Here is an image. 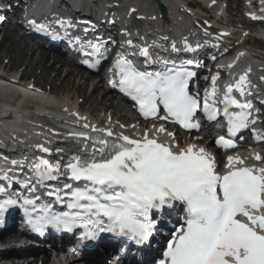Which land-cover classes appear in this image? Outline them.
I'll return each instance as SVG.
<instances>
[{"label": "snow or ice", "instance_id": "snow-or-ice-1", "mask_svg": "<svg viewBox=\"0 0 264 264\" xmlns=\"http://www.w3.org/2000/svg\"><path fill=\"white\" fill-rule=\"evenodd\" d=\"M30 23L37 31H47L44 24ZM57 23L62 28L72 27L67 21ZM89 46L99 53L102 44L89 42ZM172 47L175 49V44ZM140 54L150 58L147 48H142ZM115 67L119 81L111 83L137 102L146 119L171 120L186 129L200 127L193 121L201 101L188 90L189 77L195 73L181 67L153 74L139 70L123 56L117 59ZM216 80L213 76L211 92L204 98V111L210 120L216 118L218 111L214 102L209 104V99L216 96ZM246 81L247 73L234 86H226L223 103L230 137L256 123L250 119L251 104L241 103L231 95L233 87L243 94ZM230 106L240 111L229 112ZM161 110L165 113L162 116ZM153 127L157 134L166 132L163 125ZM253 134L257 140L264 139L255 129ZM73 135L91 139L93 151L87 159L71 157L63 174L84 184L64 186V195L70 196V212L57 214L49 205H37L39 197H22L26 222L34 232L43 234L49 226L66 232L82 228L85 240L94 241L104 233H112L141 245L155 233V213L180 204L185 212L183 223L173 229L157 264H264V167L245 166L243 158L229 155L227 170L220 173L215 158L204 148L197 149L194 144L173 146L149 131L143 132L140 139L121 135L113 141L91 138L86 133ZM106 135L111 137L113 133L107 131ZM167 135L174 138L171 132ZM216 144L224 149L236 146L233 139L224 136ZM38 147L45 153L50 151L42 145ZM255 159L261 160V156L257 154ZM33 168L39 185L61 175V168L45 159ZM3 179H9L7 174ZM29 191L34 192L35 188ZM61 191H50L48 195L63 202ZM0 194L8 197L0 200L3 226L4 213L18 201L8 194L4 184H0Z\"/></svg>", "mask_w": 264, "mask_h": 264}, {"label": "bare ground", "instance_id": "bare-ground-1", "mask_svg": "<svg viewBox=\"0 0 264 264\" xmlns=\"http://www.w3.org/2000/svg\"><path fill=\"white\" fill-rule=\"evenodd\" d=\"M4 1L6 2L7 6L6 13L10 16L13 15V18L18 12V6L24 2V0ZM126 1H131L132 3H134L133 1L135 0H120L119 2L124 3ZM198 1H200L204 5L205 13L207 15L206 17L211 19L214 16V13L213 9L210 7L213 6L218 0ZM114 2L117 1L115 0ZM140 2L144 4L147 3L148 0H143ZM157 2L160 4L162 3L165 8L170 11L169 14L171 22L167 25V28L169 32L171 31L169 33V36L171 38V46L173 44L177 45L181 39L194 37L195 33L189 30L188 23L186 21H182L174 17L172 18V16L180 14V8L189 7L190 2L186 0H151L152 6L144 5L142 9V14L145 18V21H150L151 23H153V25L156 26L159 23L157 21V13L153 9V6ZM226 2L228 9L225 11L224 16L223 14H221L223 25H234L233 28L236 29L237 32L230 35V37L233 42L236 41L237 48H242L243 46L248 47V43L252 37H249L244 33L242 34L240 33V31L243 30L242 28L249 26V24L245 20L250 18V16L247 18L245 17V19L242 20V15L238 9V5L235 3L236 6L233 7L230 4L229 0H226ZM141 8L142 6L140 5L139 10H141ZM253 9L256 11V13L259 14L260 9L258 7H253ZM252 16H254V14H251V18ZM234 18L238 20L235 21ZM105 20H107V18ZM250 20L253 19H249V21ZM162 22L163 24H167L163 18ZM19 26L20 24L8 25L3 37L6 41L7 36H9L10 34L13 35V37L14 35L18 36V54H14V57H16V59L19 58L21 61H25L27 67H29L30 64H34L35 68H38L44 73L52 71V73H54L55 75V79L56 77L58 78L60 74H64V78L58 84L61 87L65 88V92L62 93L60 91H56L58 89H55L54 84L56 83L54 82V80L49 83L47 89L39 85L36 78L33 80H29L27 85L25 86H30L31 84L35 86L36 90L32 93L31 91H27V89L26 91H20L12 85L8 84L7 80H0V82L3 83L0 84V105H3L4 103L11 104V106H13L14 112L19 113L20 115H28L29 118L33 119L32 121L38 124L42 123L43 125L50 121L66 122L68 120H71L87 124L93 128H104L106 130L111 131H116L117 129L121 131L120 127L124 125L126 129L125 132L137 139H140L143 132L149 131L150 134L158 135L159 140L165 143L170 142L173 146H176V144L180 143V141V144L183 145L181 146V148L186 147L189 143L202 146V148H204L206 151H210L214 155H218L217 158L220 159L218 151H215L212 144L210 143L208 136L205 137L203 141L191 139L187 141L183 136L180 140L175 136L174 138L169 137L167 135V131V133H155V129L153 126L155 125L156 127H159L160 125H163L162 123L155 122L146 126L141 124L135 125L133 122L134 113L131 111L130 107L125 106V111V108L122 109L119 103H113L111 96H116V91L115 89L110 88L108 86L109 79L104 78L102 75H96L98 77L96 78L98 79L97 81L96 79L92 78L94 76L90 74L87 77H84L80 73V69L77 66L76 59L70 58L59 53H53L51 56V54L46 53L47 50L42 51V48L38 47L37 44L29 43V40L32 39L31 36H25L24 34L21 35L16 32V27ZM254 26L255 27L253 28H264L258 25ZM3 38L1 39L3 40ZM238 39L240 40V42H238ZM253 40H255L253 41V45L248 48H243L241 52L251 56L252 59L258 61L262 65L256 66L253 62H250L248 59H243L242 67L245 68L248 72H250V75H252L253 77H258L260 76V74L264 76V54L256 53L253 51V48L261 49L260 47H264L261 45L259 47L256 46L257 42H259V44H263L264 40L262 38H253ZM2 66H0V70L3 69V72H6V66ZM0 75L2 76L3 74L0 73ZM11 78L15 79V77L13 76ZM87 88L91 90L90 95H94L95 97L96 93H98L100 96H102V98L97 101L96 106L102 108V111L104 112L112 110L110 111L112 115L104 114L106 116L102 115L98 119H95L92 118L91 112L90 116L84 113L81 108V104L77 102V99L78 97H81L83 89L86 90ZM88 100V98L85 99V101ZM120 112H124V115L120 116L119 120H115L114 116ZM27 121V118H25L23 121L22 119L18 118L11 120L10 123H7L3 126L2 133H23L25 135L26 142L29 144L33 143V141H37L36 143L49 145L52 142V139L50 138L51 129H44V127V130L34 129V127L32 128V126L26 124ZM122 121H126L129 123L123 124ZM4 122L6 121L4 118H2V113L0 112V123L3 125ZM166 128L167 127H165V129ZM36 131L45 133V135L43 136L41 134L38 136V133ZM206 132L209 131L206 130ZM27 154L30 155V152H28ZM233 154L237 156L241 155V153L239 152ZM17 155L20 154L18 153L16 154V156ZM242 156L247 157V152L243 153ZM4 246L7 247L6 251L2 250ZM48 254L49 253L46 250H33L30 249V247L24 245L23 243H20V236L14 231L8 233L0 232V264H63L65 261H68V264H77L66 257L65 259H63V257L53 258L49 257ZM136 256L139 257L142 261H146L145 258L149 257L142 252L136 254Z\"/></svg>", "mask_w": 264, "mask_h": 264}, {"label": "rangeland", "instance_id": "rangeland-1", "mask_svg": "<svg viewBox=\"0 0 264 264\" xmlns=\"http://www.w3.org/2000/svg\"><path fill=\"white\" fill-rule=\"evenodd\" d=\"M186 1L190 2V4L197 5V0H186ZM232 6H234V4H232ZM234 19H236V18H234ZM253 32H254V35L257 36V38H262L264 40V37L260 36V34H262V35L264 34V28H253ZM4 34H5L4 31L0 33V39L4 37ZM253 38L257 39L256 37H252L248 43V47H251V45H253V41H255V40H253ZM4 39L5 38H3L2 43L0 44V57H1L0 58V66H2V65L6 66V72H9V73L10 72H13V73L20 72L18 74L25 77V79H28V81L36 78L39 85H41L43 88H46V89L48 88L49 83L52 80H54V82L56 83V84H54L55 89H58L56 91H60L62 93L65 92V88L61 87L58 84L64 78V74H60V76L58 78L56 77V79H55L54 78L55 75H54V73H52V71H50L48 73H44L41 70H39L38 68H35L34 64H32V65L30 64V66L27 67L25 61H21L19 58L16 59V57H14V54H18V48H19L18 47V45H19L18 36L14 35V37H13V35L10 34L9 36H7L6 41ZM238 42H240L239 39H238ZM29 43L35 44V43H32L31 40H29ZM260 45L264 46V43L259 44V42H257L256 46L259 47ZM37 46L42 48L38 44H37ZM41 50L44 51L43 48ZM46 53L51 54V56L53 54V53H50L48 51H46ZM54 56H55V54H54ZM80 73L84 77L88 76L87 74H85L82 71H80ZM92 78L96 79L98 77L96 76V77H92ZM96 80L98 81V79H96ZM90 93H91V90H89L88 88L86 90L83 89L81 97H78V99H77V102L79 104H81V108L84 111V113L86 115L90 116V112H91L92 118H95V119H98L99 117H101L104 114L112 115L110 113V111H112V110L104 112V111H102V108H100L99 106H96L97 101H99L102 98V96H100L98 93H96V96H95L96 98H95L94 95H90ZM87 98L89 100L85 101V99H87ZM111 99L113 100L114 104L119 103V105L121 106L122 109L125 108V111H126V107H129L125 102H122V101L116 99L115 97H113V95L111 96ZM123 115H124V112H120L114 116V119L119 120V117L123 116ZM104 116H106V115H104ZM123 122L129 123L126 121H122V123ZM37 256H39V255H37ZM38 264H41V263H38Z\"/></svg>", "mask_w": 264, "mask_h": 264}, {"label": "water", "instance_id": "water-1", "mask_svg": "<svg viewBox=\"0 0 264 264\" xmlns=\"http://www.w3.org/2000/svg\"><path fill=\"white\" fill-rule=\"evenodd\" d=\"M159 8H160V11H161V12H163V9H162V7H160V6H159Z\"/></svg>", "mask_w": 264, "mask_h": 264}]
</instances>
